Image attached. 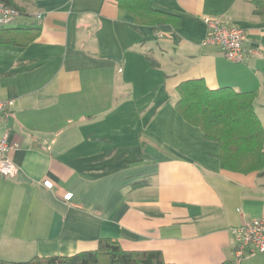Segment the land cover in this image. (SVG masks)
Returning <instances> with one entry per match:
<instances>
[{"label":"crops","instance_id":"obj_1","mask_svg":"<svg viewBox=\"0 0 264 264\" xmlns=\"http://www.w3.org/2000/svg\"><path fill=\"white\" fill-rule=\"evenodd\" d=\"M15 3L24 14L3 28L38 35L0 44V99L12 102L0 139L17 145L18 169L0 175V260L70 257L109 238L170 264H231V229L264 220V171L221 169L218 144L176 111V88L254 92L264 131V20L252 4L150 0L173 27L144 24L118 0ZM204 18L244 30L243 63L203 45Z\"/></svg>","mask_w":264,"mask_h":264},{"label":"trees","instance_id":"obj_2","mask_svg":"<svg viewBox=\"0 0 264 264\" xmlns=\"http://www.w3.org/2000/svg\"><path fill=\"white\" fill-rule=\"evenodd\" d=\"M150 0H118L119 8L148 25L169 24L176 27L179 19L149 8ZM253 15L264 20V0H248ZM7 7L24 11L16 0H0ZM38 32L31 29L0 27V44L26 46ZM176 111L190 125L200 129L205 139L219 147V162L223 170L249 174L264 171V131L254 112V92H235L228 88L211 91L202 80L181 83L177 88ZM0 264H170L158 251H126L118 241L100 239L97 248L70 257H34L25 262Z\"/></svg>","mask_w":264,"mask_h":264},{"label":"built area","instance_id":"obj_3","mask_svg":"<svg viewBox=\"0 0 264 264\" xmlns=\"http://www.w3.org/2000/svg\"><path fill=\"white\" fill-rule=\"evenodd\" d=\"M19 17V11L7 7L0 2V27L12 25ZM207 26V35L203 45L216 46L223 52L225 58L232 63H243L246 58L245 43L246 35L243 29L228 25L216 18H204ZM12 106V102L0 99V123L3 112ZM17 148V145L10 143L6 136L0 139V175L6 178H13L17 174V166L9 158V153ZM44 186L51 188L50 182ZM64 200H69L71 194H66ZM234 238V260L231 264H241L243 257L250 253L264 255V220L251 219L242 226L231 229Z\"/></svg>","mask_w":264,"mask_h":264},{"label":"rangeland","instance_id":"obj_4","mask_svg":"<svg viewBox=\"0 0 264 264\" xmlns=\"http://www.w3.org/2000/svg\"><path fill=\"white\" fill-rule=\"evenodd\" d=\"M27 261V260H26Z\"/></svg>","mask_w":264,"mask_h":264}]
</instances>
